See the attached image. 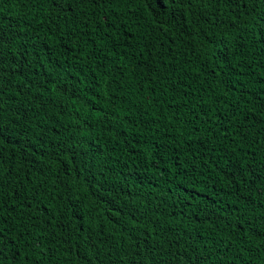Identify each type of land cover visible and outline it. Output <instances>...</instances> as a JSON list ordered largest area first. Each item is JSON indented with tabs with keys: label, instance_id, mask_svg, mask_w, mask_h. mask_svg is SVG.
Segmentation results:
<instances>
[{
	"label": "trees",
	"instance_id": "obj_1",
	"mask_svg": "<svg viewBox=\"0 0 264 264\" xmlns=\"http://www.w3.org/2000/svg\"><path fill=\"white\" fill-rule=\"evenodd\" d=\"M0 264H264V0H0Z\"/></svg>",
	"mask_w": 264,
	"mask_h": 264
},
{
	"label": "snow or ice",
	"instance_id": "obj_2",
	"mask_svg": "<svg viewBox=\"0 0 264 264\" xmlns=\"http://www.w3.org/2000/svg\"><path fill=\"white\" fill-rule=\"evenodd\" d=\"M160 2L162 3V2H163V0H160Z\"/></svg>",
	"mask_w": 264,
	"mask_h": 264
}]
</instances>
